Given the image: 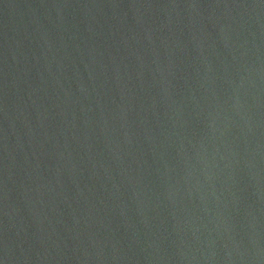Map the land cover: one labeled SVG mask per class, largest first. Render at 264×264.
<instances>
[{
	"label": "water",
	"instance_id": "water-1",
	"mask_svg": "<svg viewBox=\"0 0 264 264\" xmlns=\"http://www.w3.org/2000/svg\"><path fill=\"white\" fill-rule=\"evenodd\" d=\"M0 264H264V0H0Z\"/></svg>",
	"mask_w": 264,
	"mask_h": 264
}]
</instances>
